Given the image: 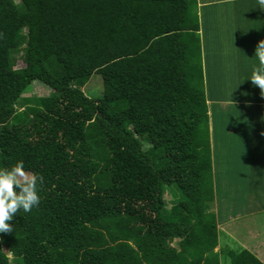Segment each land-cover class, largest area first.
<instances>
[{
	"label": "trees",
	"instance_id": "trees-1",
	"mask_svg": "<svg viewBox=\"0 0 264 264\" xmlns=\"http://www.w3.org/2000/svg\"><path fill=\"white\" fill-rule=\"evenodd\" d=\"M19 160L40 202L0 264H264L214 251L197 0H0V167Z\"/></svg>",
	"mask_w": 264,
	"mask_h": 264
},
{
	"label": "rangeland",
	"instance_id": "rangeland-1",
	"mask_svg": "<svg viewBox=\"0 0 264 264\" xmlns=\"http://www.w3.org/2000/svg\"><path fill=\"white\" fill-rule=\"evenodd\" d=\"M251 3L254 11L253 21L240 24L238 31L234 28L232 30L230 26L225 31L216 29L215 24H220L221 21L215 23L210 13L205 14L208 16L199 26L202 65L204 66V57L208 60L212 57L217 66V70L215 69L213 73V80L215 81L216 78L218 84V90L212 93L214 98L221 100L225 98L224 101L234 98L241 102L257 100L264 102L262 99L264 94L247 79L258 63L253 56L256 44L264 38V24L262 29H251L257 22L254 17L260 19L264 10L256 11L257 0ZM240 5L241 8L246 7L248 0L240 2ZM248 14L250 15V12ZM205 51L208 52V56H205ZM247 60L251 62L248 63ZM238 76L239 78H234ZM224 88L227 91H224ZM82 90L92 98L101 96V77L92 74ZM49 94L50 88L33 81L22 96L32 98ZM258 96L260 99H256ZM210 108L209 113H213L214 130L209 129V132H214L213 143L210 140L215 149L212 162L214 197L208 211L215 216L220 238L219 245L214 251H219L221 243L234 249H247L264 263V142L259 143L257 140V136L264 133L262 130L264 111L255 112L254 118L258 117V126L249 131L246 127H241L239 130L231 125L235 122L239 123L240 120H244L242 124L248 125L252 117L244 108L240 110L239 115L234 114L231 110L232 106L228 105L212 102ZM212 116L209 114L210 126ZM227 127L231 130H226ZM220 134L223 136L219 139L224 140L225 144H217ZM218 146H221L222 151H217ZM165 200L167 202L171 200L168 192H165ZM3 251L8 258L13 257L8 248L4 247ZM221 259V264H230L228 258L222 256Z\"/></svg>",
	"mask_w": 264,
	"mask_h": 264
},
{
	"label": "crops",
	"instance_id": "crops-1",
	"mask_svg": "<svg viewBox=\"0 0 264 264\" xmlns=\"http://www.w3.org/2000/svg\"><path fill=\"white\" fill-rule=\"evenodd\" d=\"M242 1H247V0H197V13H198V18H199V26L202 24V21H204V19H206L205 15L206 13H210V15L212 16L211 18H213V21L216 23V21H221L220 24H215V28L216 29H222V30H226L227 28H230L232 30L236 29V31H238L240 29V24H244L245 22L249 21H253V14L254 11L253 6L251 5L253 0H248V5L244 8H241L242 5H240V2ZM251 1V2H250ZM219 7V8H217ZM257 8L256 7V11ZM248 12H250V15L248 14ZM209 15V16H210ZM264 16L261 15V18L258 19L257 17H254V20L257 21L255 25H253L254 27H251V29H262V25L264 24V18L262 17ZM212 20V19H211ZM225 23V24H224ZM246 24V23H245ZM230 26V27H229ZM247 26V25H246ZM234 28V29H233ZM247 28V27H246ZM242 29V28H241ZM208 52L205 51V56L207 55ZM208 56V55H207ZM203 57V56H202ZM248 63H250L251 61L247 60ZM215 62L213 61V58L211 57L209 60L208 58L204 57V87H205V97H206V102H207V106H208V114H210L212 116L213 113H209V111H211L210 108V103L214 102V103H219L222 105H228V106H232V111L234 114H238L240 113V110H247L246 112H248V114L252 117V119L249 121L248 125H244L242 124L244 122V120H240L239 123H232L231 125H234L236 129H239L241 127H246L247 130H251L253 127H257L258 126V117L255 119V112L256 111H264V102H261L259 100L254 101V102H241V101H236L234 98H229L226 99V101H224L225 98L218 99V98H214L212 93H214V91L218 90V84L215 78V81L213 80V73L215 72V69L217 70V66H215ZM213 71V72H212ZM234 78H239L238 77H234ZM215 82V84H214ZM230 84L233 85V87H235V84L233 82L230 81ZM224 91H227L226 88H224ZM235 91V89L233 90ZM261 93V92H260ZM262 94H264V92H262ZM210 95H212L210 97ZM256 99H260L259 96ZM264 99V98H262ZM217 101V102H216ZM264 113V112H263ZM212 119V125L210 126L209 123V129H213V116L211 117ZM222 119V118H221ZM254 122V123H253ZM222 126L224 124V121L221 123ZM238 124V125H237ZM228 126V124L226 125ZM264 126V124L262 125V127ZM226 130H231L230 127H227ZM264 130V129H262ZM213 131L212 133H210V139L212 140L213 143ZM253 133V132H252ZM223 136V134L218 135V145H222L225 144L224 140H220L219 138ZM253 138V137H252ZM257 140L259 141V143L264 142V133H262L261 135L257 136ZM211 149H212V158H213V151H214V147L213 144H211ZM217 151H222L221 146H218ZM243 171V170H242ZM245 172V171H244ZM245 174H247L245 172ZM213 180H214V176H213ZM216 183V182H215Z\"/></svg>",
	"mask_w": 264,
	"mask_h": 264
},
{
	"label": "clouds",
	"instance_id": "clouds-1",
	"mask_svg": "<svg viewBox=\"0 0 264 264\" xmlns=\"http://www.w3.org/2000/svg\"><path fill=\"white\" fill-rule=\"evenodd\" d=\"M257 7L264 10V0H257ZM257 65L247 78L251 84L264 92V38L255 47ZM41 177L25 168L22 160L7 167H0V233H11L9 223L19 212L30 213L39 205ZM11 259V256H9Z\"/></svg>",
	"mask_w": 264,
	"mask_h": 264
}]
</instances>
